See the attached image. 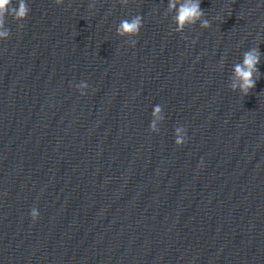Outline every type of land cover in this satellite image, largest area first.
<instances>
[{"label":"clouds","instance_id":"clouds-1","mask_svg":"<svg viewBox=\"0 0 264 264\" xmlns=\"http://www.w3.org/2000/svg\"><path fill=\"white\" fill-rule=\"evenodd\" d=\"M123 5H127L129 0H121ZM57 5L63 3V0H55ZM96 0H92L89 4V9L95 7ZM30 7L26 0H17V4L13 5V0H0V40H5L10 36V29L6 24V17L12 16L16 21L25 20L29 13ZM175 13L173 16V22L175 28L173 31L182 33L186 27L196 25L200 23L202 29H208L211 25L209 20L204 18V11L200 7V0H169L165 16L168 13ZM21 23L19 27H23ZM143 27V17L140 15L133 16L129 19H122L116 28V34L119 37L128 38L127 43L130 46H135L137 41L132 39L140 33V29ZM261 53L258 46L253 47L250 50L244 52L243 62L236 63L234 65L233 82L230 85L232 91L237 89L243 96H247L256 85V81L260 78L259 69L257 65L260 63ZM88 87L86 82H81L76 85V88L80 91L81 95H84V90ZM163 109L160 105H155L152 110V120L149 125V130L154 133L160 131L158 122L163 121ZM175 144L180 147L186 143V129L183 127H176L175 129ZM201 161V165H202ZM30 216L35 221L39 212L37 208L33 207L30 211Z\"/></svg>","mask_w":264,"mask_h":264}]
</instances>
